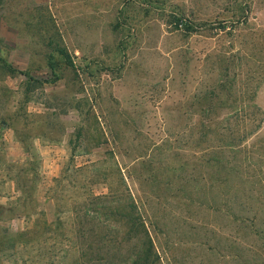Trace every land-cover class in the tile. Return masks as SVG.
I'll return each instance as SVG.
<instances>
[{"label":"rangeland","instance_id":"1","mask_svg":"<svg viewBox=\"0 0 264 264\" xmlns=\"http://www.w3.org/2000/svg\"><path fill=\"white\" fill-rule=\"evenodd\" d=\"M88 1L0 0V55L50 80L46 59L53 27L76 63L60 80L34 91L22 111L27 122L4 128L7 158L26 160L14 130L26 125L41 158L44 198L54 178L76 166L82 167L79 178L63 185L68 196L82 194V184H92L95 163L117 173L112 183L119 188V166L154 240L158 264H264V236L241 220L245 214L237 202L246 199L214 183L209 167L195 162L183 170V159L195 152H183V124L190 122L183 119V106L215 82L208 55L240 53L244 73L251 55L264 58V0H112L93 10ZM177 16L197 24L196 31L177 25ZM241 78L243 83L245 74ZM24 83L22 75L0 72V114L18 111ZM257 102L264 109V82ZM93 186L107 191L103 183ZM10 196H16L13 183L0 182V201ZM252 199L264 224V205ZM123 229L110 237L126 254L135 242L126 240ZM70 236L73 260L82 240L86 247L97 240L90 230L84 239L75 231ZM8 259L0 253V264Z\"/></svg>","mask_w":264,"mask_h":264},{"label":"trees","instance_id":"2","mask_svg":"<svg viewBox=\"0 0 264 264\" xmlns=\"http://www.w3.org/2000/svg\"><path fill=\"white\" fill-rule=\"evenodd\" d=\"M242 13L245 10L242 9ZM174 20L177 25L182 24L186 32L196 31L197 24L184 16L174 17ZM221 27L226 28V25ZM54 30L51 27L47 42L49 53L46 66L50 80L18 69L8 58L0 55V72L22 75L25 80L18 111L8 116L0 114V182L10 180L16 192L15 197L10 196L6 202L0 201V253L7 255L9 264H158L159 255L154 240L119 166V188L112 183V175L117 173L103 170L95 163L92 184H82V194L68 196L67 186L63 185L66 180L75 183L79 178L82 167L76 166L72 173L65 170L61 176L54 178L55 184L47 189L48 196L44 198L45 194L41 193V158L33 150L31 130L26 125L14 128L16 139L26 150V160L15 162L7 158L8 144L3 132L7 124L14 126L22 119L27 122L29 119L22 111L24 105L33 99L34 91L46 82L60 80L65 68L76 67L59 32ZM241 55L226 52L208 55L213 57L208 64V73L216 75L215 82L195 93L192 102L183 106V119L190 121L183 124V152L195 150L191 157L183 159V170L195 162L209 167L214 183L233 190L236 199H246L245 202H237L241 207L240 213L245 214L239 219L249 221L253 232L264 236L261 210L252 202V198H257V202L264 205V135L260 133L264 109L257 102L264 82V58L251 55L244 73ZM191 61L186 59L184 62ZM244 74L242 83L241 76ZM3 98L0 96V100ZM83 142L80 140V143ZM138 159L143 158L140 156ZM3 172L5 181L2 179ZM97 183H103L107 191L97 192L93 186ZM78 186L73 184L75 188ZM15 220L22 221V224L14 226ZM121 229L126 240L135 242L126 254L117 248V239L110 237ZM89 230L97 235L96 242L86 247L85 240H82L81 246H77L79 256L73 260L70 234L75 231L80 239H84Z\"/></svg>","mask_w":264,"mask_h":264},{"label":"crops","instance_id":"3","mask_svg":"<svg viewBox=\"0 0 264 264\" xmlns=\"http://www.w3.org/2000/svg\"><path fill=\"white\" fill-rule=\"evenodd\" d=\"M112 2V0H89L88 3L90 4V6H92V10L96 9L95 7H97L99 5V8L104 7L103 4H107L108 2Z\"/></svg>","mask_w":264,"mask_h":264},{"label":"built area","instance_id":"4","mask_svg":"<svg viewBox=\"0 0 264 264\" xmlns=\"http://www.w3.org/2000/svg\"><path fill=\"white\" fill-rule=\"evenodd\" d=\"M180 26L182 27V24H180Z\"/></svg>","mask_w":264,"mask_h":264}]
</instances>
